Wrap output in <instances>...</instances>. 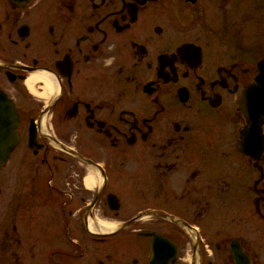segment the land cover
I'll return each instance as SVG.
<instances>
[{
    "label": "flooded vegetation",
    "instance_id": "flooded-vegetation-1",
    "mask_svg": "<svg viewBox=\"0 0 264 264\" xmlns=\"http://www.w3.org/2000/svg\"><path fill=\"white\" fill-rule=\"evenodd\" d=\"M262 65L264 0H0V264H264Z\"/></svg>",
    "mask_w": 264,
    "mask_h": 264
},
{
    "label": "water",
    "instance_id": "water-1",
    "mask_svg": "<svg viewBox=\"0 0 264 264\" xmlns=\"http://www.w3.org/2000/svg\"><path fill=\"white\" fill-rule=\"evenodd\" d=\"M12 6H22L29 0H8ZM242 110L249 120L246 132L253 134L255 126L264 120V65L257 82L246 87L243 93ZM17 113L11 100L0 90V167L6 162L9 153L18 141L15 131Z\"/></svg>",
    "mask_w": 264,
    "mask_h": 264
},
{
    "label": "bare ground",
    "instance_id": "bare-ground-1",
    "mask_svg": "<svg viewBox=\"0 0 264 264\" xmlns=\"http://www.w3.org/2000/svg\"><path fill=\"white\" fill-rule=\"evenodd\" d=\"M106 229V228H105Z\"/></svg>",
    "mask_w": 264,
    "mask_h": 264
}]
</instances>
